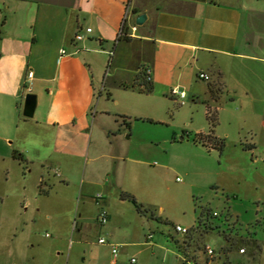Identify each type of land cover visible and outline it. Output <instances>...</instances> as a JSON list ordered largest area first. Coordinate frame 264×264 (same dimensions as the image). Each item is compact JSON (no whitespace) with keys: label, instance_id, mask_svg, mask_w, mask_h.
Masks as SVG:
<instances>
[{"label":"crops","instance_id":"crops-1","mask_svg":"<svg viewBox=\"0 0 264 264\" xmlns=\"http://www.w3.org/2000/svg\"><path fill=\"white\" fill-rule=\"evenodd\" d=\"M127 13L125 33L120 37ZM141 14L147 20L137 26L135 19ZM79 32L84 38L76 41ZM116 35L113 56L125 44L134 46L135 55L144 61L136 78L121 82L120 87L139 82L141 70L149 67L153 91H193L198 98L194 87L201 80L199 74L214 76L208 85L213 103L227 93L233 103L246 105L243 115L256 117L257 126L249 128L255 135L252 151L255 160L264 163V0H0V160L6 181L12 164H20L14 157L18 152L26 159L27 169H43L40 185L48 184L50 173L70 185L75 172L83 169L84 201L88 190L103 188L96 205L100 210L116 208L111 198L123 188L128 159L123 143L130 138L124 120L130 118L122 114L111 123L105 110H93L97 61L92 54L95 41L104 46ZM29 72L33 77L29 78ZM29 93L37 96L33 117L24 116L22 110ZM203 129L196 133H209ZM46 146L49 150L43 152ZM31 151L36 152L34 156ZM136 175L140 171L131 174V179ZM82 217L78 212L77 230ZM109 219L108 227V223L100 225L99 239L105 235L107 243L98 240L97 264H104L106 257L113 259L112 245L151 246L153 234H148L145 223L136 229L115 220L111 213ZM190 247H185L189 256H183L184 264L197 261Z\"/></svg>","mask_w":264,"mask_h":264},{"label":"rangeland","instance_id":"rangeland-1","mask_svg":"<svg viewBox=\"0 0 264 264\" xmlns=\"http://www.w3.org/2000/svg\"><path fill=\"white\" fill-rule=\"evenodd\" d=\"M117 36L104 46L95 41L92 49L97 61L93 110H105L111 123L122 114L130 118V128L125 126L130 138L125 136L123 143L128 156L123 188L117 197L111 198L116 208L107 211L115 220L126 221L128 228L140 229L145 223L153 239L149 247L119 244L118 257H106L104 264H112L113 260L132 264V258H136L137 264H184L183 256L189 254L182 255L175 240H182L185 235L177 233L176 228L196 229L204 207L216 213L211 223L219 230L209 231L203 237L194 230L190 250L197 261L187 264H225L227 260L231 264H264V176L260 177L264 163L255 160V151L245 148L254 144V131L249 128L257 126L256 117L243 115L246 105L233 103L227 93L213 103L208 85L215 80L214 76L211 81L198 80L194 87L198 98L193 97V91L188 92L184 105L163 88L152 93L125 90L119 84L132 82L144 61L135 55L134 46L125 44L113 56ZM24 104L25 100L22 110ZM208 114H215V119ZM201 128L205 132L213 130L225 140L223 151L195 143L196 132ZM35 153L31 151L33 156ZM20 164H12L6 181L0 160V264H97L102 225L97 220L100 209L95 198L104 189L88 190L85 202L80 184L84 170L80 169L70 185L60 182L53 173L46 174L48 184L43 187L47 193L41 194L43 169H27L24 163ZM138 171L140 175L131 179V174ZM122 192L132 194L138 203L153 211L154 217L152 213L140 214L129 200L120 203ZM78 212L83 217L77 230ZM224 234L236 243L227 252L225 249L231 248V244ZM250 237L259 240L260 250L247 243ZM103 238L107 239L105 235ZM206 248L215 252L212 258ZM241 248L247 250L245 255L240 253ZM141 249L143 253H139Z\"/></svg>","mask_w":264,"mask_h":264},{"label":"trees","instance_id":"trees-1","mask_svg":"<svg viewBox=\"0 0 264 264\" xmlns=\"http://www.w3.org/2000/svg\"><path fill=\"white\" fill-rule=\"evenodd\" d=\"M127 38V37H126ZM148 70H150L149 67H144L141 72H140V76H139V82H134L131 85H126L124 84L123 87L125 89H137L140 93H152L153 92V84H152V77L151 75L148 74ZM151 77V80L148 79V77ZM209 116V114H208ZM211 117V119H215L212 116H209V118ZM124 125L127 128H130V123L126 120H124ZM195 143L197 144H201L205 147H212L214 149H219L221 151H223V149L225 148V140L216 136L214 134L213 131L209 132L208 134H197L196 138H195ZM248 151H252L255 149V145L251 144V145H247L245 147ZM14 157L15 159L19 160L21 163L26 164L27 161L23 156L18 155V152L14 153ZM40 193H47L44 190L43 185H40ZM121 198L122 200H129L131 202H133L136 206L137 211L140 214H144V215H148L150 213L152 217H154V213L151 209H147L145 208L142 204L138 203L137 199L130 193L128 192H122L121 194ZM217 217L216 213H213L212 210L210 208H203V211L201 212V214L199 215L198 218V227L196 229H189V233L187 235H185L184 240H175V245L177 247V249L183 253L184 255H186V251H185V247L186 246H191V241L194 240V230L198 233H201V237H203L204 234H207L209 231H214V230H219V227H215L213 226V224L211 223L212 219H215ZM202 229V231H201ZM226 236V240L231 244V246L235 245V240L233 238H231L230 236H227L226 234H224ZM247 243H250L253 247H256L258 250L261 249L260 245L258 243H256V240L251 238L247 240ZM227 250H230V248H227ZM206 251V249H205ZM225 264H231L230 261H226Z\"/></svg>","mask_w":264,"mask_h":264},{"label":"built area","instance_id":"built-area-1","mask_svg":"<svg viewBox=\"0 0 264 264\" xmlns=\"http://www.w3.org/2000/svg\"><path fill=\"white\" fill-rule=\"evenodd\" d=\"M127 20H128V13L125 15V19H124V23H123V27H122V30H121L120 37L122 35H124V33H125L124 30H125V27L127 25ZM86 31H87V33H91L92 29H87ZM83 38L84 37H83V35L80 32L78 34H76V36H75L76 41H81V40H83ZM61 53L63 55H65L66 51L62 50ZM148 74L151 75V70H148ZM28 76H29V78L33 77V72H29ZM148 79L151 80V77L149 76ZM199 79L204 80V81H211V77L208 74L203 73V72L199 74ZM171 93H172L173 97L179 98V99L182 100L181 101L182 105L185 104L184 100L186 99L187 94L184 91H181L179 89H174V90H172ZM100 199H101V196H98L97 200H100ZM97 220H98L99 224H101L102 226L107 224L109 222V213H108V211L106 209H101L100 212H99V215L97 217ZM176 231H177V233H180L182 235H187L189 233V229L188 228H183L181 226H178L176 228ZM99 243L106 244L107 241H106L105 238H101V239H99ZM111 252H112V255L114 256V258L116 259L118 257V254H119L118 246L112 245ZM206 252L211 258L215 255V252L212 249H210V248H206ZM240 252L241 253L245 252V249H241ZM131 263L132 264H136L137 263L136 258H132L131 259Z\"/></svg>","mask_w":264,"mask_h":264},{"label":"water","instance_id":"water-1","mask_svg":"<svg viewBox=\"0 0 264 264\" xmlns=\"http://www.w3.org/2000/svg\"><path fill=\"white\" fill-rule=\"evenodd\" d=\"M147 20L146 14L138 15L135 19V24L137 26L143 25ZM37 106V96L35 94H28L25 99L24 104V116L33 117ZM181 140H184V137H181Z\"/></svg>","mask_w":264,"mask_h":264}]
</instances>
